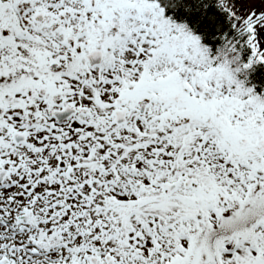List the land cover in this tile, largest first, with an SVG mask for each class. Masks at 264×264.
Segmentation results:
<instances>
[{"label": "snow or ice", "instance_id": "obj_1", "mask_svg": "<svg viewBox=\"0 0 264 264\" xmlns=\"http://www.w3.org/2000/svg\"><path fill=\"white\" fill-rule=\"evenodd\" d=\"M0 264H264V0H0Z\"/></svg>", "mask_w": 264, "mask_h": 264}]
</instances>
